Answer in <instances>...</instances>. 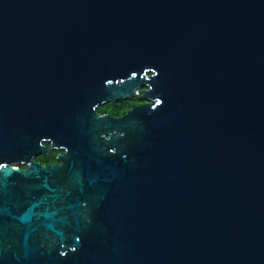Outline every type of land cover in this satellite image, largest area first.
I'll return each mask as SVG.
<instances>
[{"label": "water", "instance_id": "1", "mask_svg": "<svg viewBox=\"0 0 264 264\" xmlns=\"http://www.w3.org/2000/svg\"><path fill=\"white\" fill-rule=\"evenodd\" d=\"M0 165V264H264V0H0Z\"/></svg>", "mask_w": 264, "mask_h": 264}, {"label": "flooded vegetation", "instance_id": "2", "mask_svg": "<svg viewBox=\"0 0 264 264\" xmlns=\"http://www.w3.org/2000/svg\"><path fill=\"white\" fill-rule=\"evenodd\" d=\"M128 100H135L137 102H132L128 107ZM146 101L140 97V94H136L131 99H119V100H110L104 101L95 106V112L98 115H110L113 118L122 117L129 108L135 105L143 104ZM41 144L46 148L47 151L37 153L32 157V160L38 162L42 166L48 164H59L58 155L65 151V146L62 144H54L45 138L41 140ZM24 168L23 164L19 165Z\"/></svg>", "mask_w": 264, "mask_h": 264}, {"label": "trees", "instance_id": "3", "mask_svg": "<svg viewBox=\"0 0 264 264\" xmlns=\"http://www.w3.org/2000/svg\"><path fill=\"white\" fill-rule=\"evenodd\" d=\"M132 102H137V101H135V100H128L127 106L129 107Z\"/></svg>", "mask_w": 264, "mask_h": 264}, {"label": "snow or ice", "instance_id": "4", "mask_svg": "<svg viewBox=\"0 0 264 264\" xmlns=\"http://www.w3.org/2000/svg\"><path fill=\"white\" fill-rule=\"evenodd\" d=\"M0 167H3V165H0Z\"/></svg>", "mask_w": 264, "mask_h": 264}, {"label": "rangeland", "instance_id": "5", "mask_svg": "<svg viewBox=\"0 0 264 264\" xmlns=\"http://www.w3.org/2000/svg\"><path fill=\"white\" fill-rule=\"evenodd\" d=\"M20 165V164H19Z\"/></svg>", "mask_w": 264, "mask_h": 264}]
</instances>
